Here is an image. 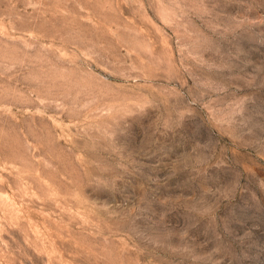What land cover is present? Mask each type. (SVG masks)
<instances>
[{
    "label": "rangeland",
    "instance_id": "374dc122",
    "mask_svg": "<svg viewBox=\"0 0 264 264\" xmlns=\"http://www.w3.org/2000/svg\"><path fill=\"white\" fill-rule=\"evenodd\" d=\"M0 264H264V0H0Z\"/></svg>",
    "mask_w": 264,
    "mask_h": 264
}]
</instances>
